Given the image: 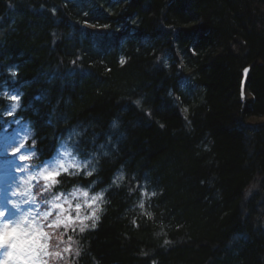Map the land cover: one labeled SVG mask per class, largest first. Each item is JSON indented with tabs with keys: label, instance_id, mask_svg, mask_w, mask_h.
I'll return each mask as SVG.
<instances>
[{
	"label": "trees",
	"instance_id": "obj_1",
	"mask_svg": "<svg viewBox=\"0 0 264 264\" xmlns=\"http://www.w3.org/2000/svg\"><path fill=\"white\" fill-rule=\"evenodd\" d=\"M110 1L0 0V153L75 165L47 264H264V0Z\"/></svg>",
	"mask_w": 264,
	"mask_h": 264
},
{
	"label": "rangeland",
	"instance_id": "obj_2",
	"mask_svg": "<svg viewBox=\"0 0 264 264\" xmlns=\"http://www.w3.org/2000/svg\"><path fill=\"white\" fill-rule=\"evenodd\" d=\"M110 0H97L98 6H103L107 10L112 11L113 5ZM88 7V6H86ZM249 122L264 121V117L258 118L257 116H251L248 118ZM10 149L6 150L2 155L0 153V169H16L14 174L5 176L0 174V211H5L10 214V218H15L16 223L22 225L25 229L35 231L36 229H42L38 220V207L36 201L32 199L33 192L29 183L25 185L23 183L26 177V169L19 165V157H13L12 152L13 145L10 144ZM2 155V156H1ZM69 161L60 157H55L53 163L48 165L47 169L55 171H63L69 165ZM17 165V166H15ZM14 192H19L18 195H13ZM16 204L19 207L20 215H18L17 209L12 205ZM12 214H16L12 216ZM44 233V232H43ZM49 237L46 235H38L34 243L30 246L29 250L24 253L23 260H14L11 264H29V257H35L41 264H46L48 258L47 244ZM8 249L0 250V255H6Z\"/></svg>",
	"mask_w": 264,
	"mask_h": 264
},
{
	"label": "snow or ice",
	"instance_id": "obj_3",
	"mask_svg": "<svg viewBox=\"0 0 264 264\" xmlns=\"http://www.w3.org/2000/svg\"><path fill=\"white\" fill-rule=\"evenodd\" d=\"M26 149L15 148L12 152L13 157H19V160L23 163V167L26 169L28 167V161L31 159L30 156L21 155L22 152H25ZM63 173L61 171L49 170L46 169L43 173V177L40 178L45 187L52 186L55 187L60 180V177ZM19 192H14L13 195H18ZM58 207L62 209L63 206L57 204ZM13 208L19 210L18 205L13 204ZM16 214H12L15 216ZM18 215L20 212L18 211ZM64 221L60 220L57 223H63ZM38 235H46L43 233L42 229H36L35 231H30L25 229L22 225L16 223L15 218H10V214L5 211H0V250L8 249L6 255H0V264H11L14 260H23L24 253H26L30 246L34 243L35 238Z\"/></svg>",
	"mask_w": 264,
	"mask_h": 264
},
{
	"label": "clouds",
	"instance_id": "obj_4",
	"mask_svg": "<svg viewBox=\"0 0 264 264\" xmlns=\"http://www.w3.org/2000/svg\"><path fill=\"white\" fill-rule=\"evenodd\" d=\"M74 166L75 165H73V164H69L68 165V167H74ZM46 169L47 168L41 169V171L39 173H33V174L29 175L28 178L23 181V183L25 185H27L28 182H29V180L36 179L37 177L42 178L43 177V173L45 172ZM64 171H67V168H64ZM86 175H89L90 176V175H92V173L91 172H88V173H86ZM56 183H59V181H57ZM29 187H31V186L29 185ZM50 188H51V186H48V189L49 190H50ZM76 194H77L76 192H73L72 193L73 196H75ZM79 194L86 197L88 195V191L86 189H80L79 190ZM97 198H99V197L98 196L93 197V199H97ZM32 199L34 201L35 200V197H32ZM65 202L66 203H69V201L67 200V198L65 199ZM49 203H51L53 207H58V205L55 204L54 202L49 201ZM78 209H79V205H77V210ZM47 215H48V213H45V216H47Z\"/></svg>",
	"mask_w": 264,
	"mask_h": 264
},
{
	"label": "water",
	"instance_id": "obj_5",
	"mask_svg": "<svg viewBox=\"0 0 264 264\" xmlns=\"http://www.w3.org/2000/svg\"><path fill=\"white\" fill-rule=\"evenodd\" d=\"M248 72H249V68H246L243 72V78H242V81H241V93L242 95L244 94V87H245V83H246V78L248 76Z\"/></svg>",
	"mask_w": 264,
	"mask_h": 264
},
{
	"label": "bare ground",
	"instance_id": "obj_6",
	"mask_svg": "<svg viewBox=\"0 0 264 264\" xmlns=\"http://www.w3.org/2000/svg\"><path fill=\"white\" fill-rule=\"evenodd\" d=\"M244 90H245V87H244ZM240 91H241V88H240ZM244 92V91H243ZM244 95V94H243Z\"/></svg>",
	"mask_w": 264,
	"mask_h": 264
}]
</instances>
